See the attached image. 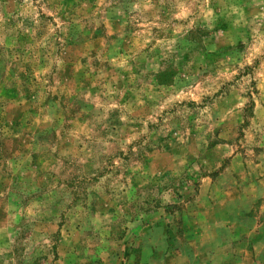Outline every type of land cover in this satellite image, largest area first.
<instances>
[{
    "label": "rangeland",
    "instance_id": "374dc122",
    "mask_svg": "<svg viewBox=\"0 0 264 264\" xmlns=\"http://www.w3.org/2000/svg\"><path fill=\"white\" fill-rule=\"evenodd\" d=\"M262 178L264 0H0V264L232 263Z\"/></svg>",
    "mask_w": 264,
    "mask_h": 264
},
{
    "label": "crops",
    "instance_id": "0c3cea01",
    "mask_svg": "<svg viewBox=\"0 0 264 264\" xmlns=\"http://www.w3.org/2000/svg\"><path fill=\"white\" fill-rule=\"evenodd\" d=\"M260 180L264 182V178ZM261 196L262 194L259 195ZM228 203L230 205L231 202ZM243 210L238 214L234 209L227 216H218L214 219L213 225L228 230L227 234L218 235L217 238L227 241L231 247L228 254L235 258L232 263L229 262V258H226V262L222 261L218 264H264V203L261 205L260 212L255 210V214L251 209L247 212ZM244 218L249 220L247 225ZM243 223L244 226H242ZM254 239L255 242H253Z\"/></svg>",
    "mask_w": 264,
    "mask_h": 264
}]
</instances>
